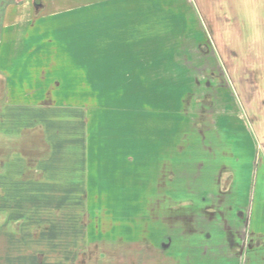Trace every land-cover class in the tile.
<instances>
[{
    "label": "crops",
    "instance_id": "1",
    "mask_svg": "<svg viewBox=\"0 0 264 264\" xmlns=\"http://www.w3.org/2000/svg\"><path fill=\"white\" fill-rule=\"evenodd\" d=\"M245 1L0 0V264H264V194H258L254 182H242L230 166L216 163L218 157L233 156L227 147L228 136L241 130L244 123L240 105L236 110L235 86L225 71L209 74L210 80L204 84L216 89L217 95L210 111H194L192 107L197 108L200 102L188 101L191 85L187 77L196 66L189 65L192 52L185 43L188 35L182 33L188 15L199 9L202 34L195 37V42L202 50L206 38L203 25L228 17L222 15L224 8L229 13L244 8L239 4ZM118 7L143 9L147 15L109 12ZM80 9L85 12L76 15ZM257 12H253L249 23L264 22L258 20L263 15ZM61 39L69 41V45L72 41L82 44L77 52L67 47V54L84 57L85 87L91 86V58L99 56L94 65L99 69L94 81L99 82L97 86L115 88L125 81L150 97L153 107L149 110L162 111L159 124L148 128L147 142L136 129L123 132L125 126L116 128L117 134L112 129L108 131L111 134H96L99 145L89 144L85 126L83 131L50 126L53 117L58 120L62 116L75 123L78 115L85 123L88 116L86 107L81 112L75 111L76 106L43 107L36 104L43 102L41 98L33 102V96L28 95L29 81L42 77L49 63L44 57L62 55ZM124 40L135 43L131 48L119 47L118 43L114 47L111 42L109 46V41ZM140 40L154 41L157 47L150 42L151 48L140 49L136 45ZM198 80L195 73L193 83L201 88L203 82ZM151 88L158 92H151ZM220 95H224L222 101ZM76 102L67 98L63 103ZM82 103L92 102L85 97ZM180 103L184 108L173 115L172 105ZM159 104L163 107L156 106ZM61 108L65 111H59ZM27 135L43 138L41 141L49 147L48 161L37 156L46 151L39 145L38 153L30 150L29 155ZM66 137L68 141L61 143ZM109 141H117L116 152L130 157L117 160L118 163L94 160ZM64 151L69 153L68 158L62 157ZM61 160H67V170L61 169ZM73 164L83 177L79 183L73 182L77 176ZM104 167L109 168L107 172ZM139 168L144 177L135 175ZM114 170L118 179L97 182L103 175L112 176ZM61 182L66 186H61ZM261 182L264 183V172ZM106 184L110 187H103ZM175 184H179V192L174 191ZM246 184L249 187L244 191ZM110 192L117 199L147 201L146 216L141 209L138 219L127 224L133 229L130 235L117 231L124 222L106 228L103 219L98 218L82 224L84 233L93 232L95 236L83 233L85 239L78 245L74 240L41 238L44 231H50L44 228L45 224L57 230L63 222L75 225L80 219L61 216L58 201L107 199ZM126 194L131 196L125 197ZM173 198L180 200L179 209L187 215L185 219L184 215L179 216L177 224L172 218L176 205L172 204ZM107 232L112 235L110 238H106ZM60 247L69 248L67 255H58Z\"/></svg>",
    "mask_w": 264,
    "mask_h": 264
},
{
    "label": "rangeland",
    "instance_id": "2",
    "mask_svg": "<svg viewBox=\"0 0 264 264\" xmlns=\"http://www.w3.org/2000/svg\"><path fill=\"white\" fill-rule=\"evenodd\" d=\"M239 5L245 7L239 9L237 8L231 13H229L228 10L224 8V13L222 15L227 14L228 17L221 18L218 20V22L215 21V23H207L203 25V32L206 34V38H204L205 46H203L202 50H200L199 47H196L198 44L195 42V37H199L202 34L200 28L202 25L198 24L199 22H203L199 17V9H196L194 14L189 13V21L182 25V33L185 36L188 35V40L185 42L187 43L186 47L190 50L189 53L192 52L191 56H193H189V65L191 68L192 66H196L195 68L197 70H195L193 73L189 72L187 77L190 80L191 85V87L188 88L191 97L188 101L190 102L191 100L195 101L198 99L197 101L200 102V104H197V108H195V105L192 107L194 111H210L209 107H212L213 98H215L217 92L214 93L216 89L207 88L204 83L210 80L209 74L211 73H216V71L217 75H220L222 71L227 73L226 78H229V80H231L235 86V95L238 97H236L238 100H234L235 104L237 103L236 110H238V105H240L239 111L243 112L244 123L242 124L241 130L232 131L228 136L230 142H228L227 147L231 150L230 154L233 156L223 159L218 157V161L216 163L230 166L233 172L238 176L239 179L242 180V182H254L253 187L257 185L258 194H264V183L261 182V176L264 172V22L260 23L257 21L249 23V21L253 19L251 16L254 11H258L257 15L259 16L260 13L263 15V18L257 17L258 20L264 19V0H246L243 5ZM84 12L85 11H83V9H80L79 11L75 12V14L82 15ZM109 12L114 15L125 16L147 15L146 10L132 9L130 7L113 8L109 9ZM219 12H221V10H218V13ZM222 19L225 21L229 20L230 23H225L222 21ZM208 38L209 40L207 41ZM110 42L113 44L111 46L118 47L119 45V47L124 48H131L132 44L135 43V41L130 40L118 42L109 41V46ZM150 42L154 44V47H157L154 41L152 42L148 40H140L136 42V45L139 46L140 49H146L148 47L151 48ZM178 42L183 44V42ZM59 44L61 46L59 52L62 55L60 57H44V60L48 61L49 63H47L48 65L46 69H44L42 77L38 78L36 81H29L28 95L29 97L33 96L31 98L33 102H35L36 99L41 98L43 100V102H41L42 104L40 102L36 104L43 107H55L56 105H59L60 107L76 106L75 111L77 112H81L83 107H86L88 109V116L85 119V123H83V117L78 115L74 120L75 123L71 122L72 119L71 121L67 122L65 117L62 116H60L58 120H55L56 117H53V124L50 126L57 128L64 127L66 131L71 127L75 128L76 130L83 131L85 126L89 132L88 136L90 135L88 138L90 139L89 144L91 145H93V143L94 145L100 144V142L96 140V134H99L103 131H107V134H111V132H108L111 131V129L114 130L113 132L115 134H117L118 127L125 126L123 132H130L131 129H136L137 133L145 136V141L147 142V136L149 133L148 128L153 129L156 125H158L159 120H161L159 113L162 114V111H159L158 113L157 111L155 112L149 110L153 107L151 105L152 102L150 97H147V94L144 93V91H136V89L131 87V84H125V81L117 83L115 88L111 87L107 89L97 86L99 82L96 81L98 83L96 84L94 81L97 80L99 76V69L96 70L94 65L95 61L99 62V56H93L91 58L93 64L91 86H88V88L85 87L84 73L82 69V61L84 57L80 55L69 56L67 54L69 53L67 47L71 48L70 51L77 52L79 48L82 47V44L78 46V41H74V43L72 41V43L69 45V41L64 39H61ZM64 47H66V49ZM101 47L99 44V48ZM124 58L129 59L131 57ZM147 58L148 57L141 56V59L146 60ZM195 73L198 76V81L203 82V84H200L202 85L201 88L195 87L193 83V80L195 79ZM64 75H66V77H63ZM200 76L203 80L200 79ZM221 78L223 79V77ZM13 90L19 89L13 88ZM149 90L152 92L156 91L157 88H151ZM85 91H87L89 96H85ZM156 92H158V90ZM36 93L39 94L36 96ZM85 97L91 100L92 103L88 105L82 103ZM67 98L77 102L73 104L63 103ZM219 98L222 101V99H224V95H220ZM202 102L203 105L201 106ZM218 105L219 107H222L220 104ZM2 106L3 105H1V107ZM156 106L163 107V104ZM183 108V103H180V105H172L171 113L173 115H177L179 114V110ZM59 111L65 110L61 108ZM179 125L180 124L178 122L176 127ZM116 128L117 130H115ZM41 135L43 137V134ZM115 136L117 137V135ZM115 136L112 138L113 140H115ZM42 137H31L27 135L25 142L28 146L29 155L31 154V151L33 153H38L37 151L39 148L36 147V145H39L40 148L46 150L43 151V153L37 154V156H42V160L46 162L48 161L47 158L49 157V147L45 141H41V139H43ZM65 139L66 140H61L60 142H67V137ZM146 142L144 143L146 144ZM89 144L88 147H90ZM116 144L117 141L106 142L105 145L107 146L102 148V152L96 154L94 160H104L107 163H118L117 160H123L124 158L130 157L129 154H124L122 151L117 153ZM142 149L148 151L147 147ZM68 156L69 153L67 151L62 153L63 158H68ZM77 158L80 157L77 155ZM61 161H63L61 169L67 170V166H69L67 164V160ZM71 166L77 169V176H75V180L73 182L79 183L83 178L78 173L80 169L77 168L75 164ZM104 169L107 172L109 168L104 167ZM90 170H92V168ZM116 170L112 171V176L103 175L102 179L97 180V182H101V180L106 181L109 179H118L116 177L119 175L116 174ZM144 170L146 171V169ZM135 171V175L137 177H144L142 176V168L136 169ZM61 186L64 187L66 184L61 182ZM239 186L242 188V184H239ZM103 187H110V185L106 184L103 185ZM179 187V184L173 185V188L175 189L174 191L179 192ZM247 187L249 186L246 184L244 191L247 190ZM90 194L91 193H89V196ZM115 195V193L110 192L107 199H90L89 197L87 199H70L69 201H58L60 203L59 207L61 216H69V218L71 217L70 220L73 218L77 220L78 218L80 219L75 225L70 224L69 221L68 223L63 222V224L61 223V225L57 227V230L55 227L45 224L44 228L46 227L50 229V231H44L43 235H41V238L47 240H59L63 242L66 240H74L76 245H78L80 241L85 239V234L91 236L92 238L95 236L93 232L84 233L83 231H86V228L82 224L85 225L89 223V219H91L93 223L95 220H98V218L103 219V224L106 228H115L120 226V222H124V225L118 227L117 231H125V233L130 235L133 229L130 228L129 225L131 222H134V219H138L137 214L139 211H142L141 209H144V216H146L147 201L142 199L134 200L132 198L117 199ZM130 196L131 194L129 196H127V194L125 195V197ZM179 202L180 200L174 198L172 200V204H176L174 206L175 209L173 208L174 211H172L173 224H177L179 221H176V219H178L179 216L185 214V212L182 213V211L179 209ZM183 218H187V215H184ZM131 226H133V224ZM108 232L105 234L106 238H110L109 236H112ZM68 250V247H60L58 255H67L66 252ZM78 261H80V263L83 262L82 260H77V262Z\"/></svg>",
    "mask_w": 264,
    "mask_h": 264
}]
</instances>
